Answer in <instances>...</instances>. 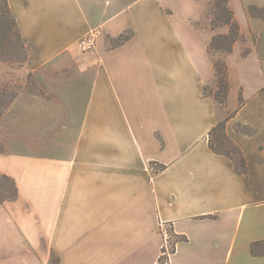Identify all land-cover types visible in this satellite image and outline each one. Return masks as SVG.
I'll return each instance as SVG.
<instances>
[{"label": "crops", "instance_id": "0c3cea01", "mask_svg": "<svg viewBox=\"0 0 264 264\" xmlns=\"http://www.w3.org/2000/svg\"><path fill=\"white\" fill-rule=\"evenodd\" d=\"M212 3L9 0L48 98L18 97L0 122V175L18 189L0 205V264H159L167 231L186 239L161 264H264V15L249 11L264 0H229L243 40L224 56V113L204 93L228 33ZM227 113L245 172L209 145Z\"/></svg>", "mask_w": 264, "mask_h": 264}, {"label": "trees", "instance_id": "16d2710c", "mask_svg": "<svg viewBox=\"0 0 264 264\" xmlns=\"http://www.w3.org/2000/svg\"><path fill=\"white\" fill-rule=\"evenodd\" d=\"M229 0H215V9L213 10L214 19H212L211 27L212 30H216V28L219 27H227L228 28V34L227 35H215L211 41V44L209 46V53H213L215 51H222L225 54H229L233 51L234 45L243 40V35L240 32V27L237 23V21L234 18L233 12L229 8ZM251 15H257L255 14L256 10L251 7L249 9ZM264 12V10H263ZM262 12V13H263ZM7 25L8 28H6V31H9L8 36L6 38L9 39V46L12 44L13 36L18 37V47L16 49V53H22L26 46H24V41L19 29V26L17 24V21L11 11L10 5L8 0H0V60H4V57L8 54V47L5 44V31L3 30V26ZM122 41H126L128 37L122 36ZM256 40V37L253 35V41ZM228 43V46L225 47L223 44ZM27 50V49H26ZM246 53V52H245ZM16 54V55H17ZM26 58V56H25ZM214 69H215V76L221 84V86L226 88L227 94L229 91V83H228V68L226 62H216L214 63ZM205 93V90H204ZM1 99V97H0ZM2 102V101H1ZM4 102V101H3ZM222 105L226 104L225 101L220 102ZM3 104V103H2ZM231 118V115L229 114L223 121L219 122L217 126L213 128V130L209 134V145L211 150L216 153L223 155L227 158H230L237 166V169L239 171H243L245 167V161L242 157V154L240 150L237 148V146L228 138L226 134V124L228 120ZM226 145H229L227 148ZM227 148V149H225ZM4 148L1 146L0 152H2ZM154 166V165H153ZM164 167H156L154 166V169L156 171H161ZM18 197V189L16 186L15 181L6 176V175H0V205L11 202L16 200ZM171 236L174 237V242L172 243V251H175V244L177 242L183 241L186 238H178L171 234ZM264 247V241L258 242L253 244L252 246V253L254 255L260 256L264 255V250H260ZM167 258L161 259L162 262L166 261ZM161 261L159 264H161Z\"/></svg>", "mask_w": 264, "mask_h": 264}, {"label": "rangeland", "instance_id": "374dc122", "mask_svg": "<svg viewBox=\"0 0 264 264\" xmlns=\"http://www.w3.org/2000/svg\"><path fill=\"white\" fill-rule=\"evenodd\" d=\"M214 9H215V0H213L212 6L208 11L210 27H211L212 19H214V14H213ZM255 14L264 15V12L263 13L255 12ZM6 28L8 27L7 25L4 24L3 30L5 31V38L6 36L10 35L9 31H6L7 30ZM219 28L228 29L227 27H219ZM227 34H222V35H227ZM129 36L130 35H125V37H129ZM12 39H13V42L10 46H9L10 44L9 39L8 38L5 39V44L8 47V54L4 57H8V58L7 59L4 58V60H0V97H1L0 99V122L3 120V118H5V116L10 111L11 107L13 106V103L18 97L25 96V97H31L34 99L41 98L43 100L41 104H37L36 101L31 102L33 104V107L32 106L31 107L34 109V111L43 109L45 105V101L48 98L43 92V90H41V88L37 85V79L35 78V75H33V72H32L33 64L30 61L29 45L27 44V42L23 40L25 44L24 46H26V48L22 53L17 54L16 49L18 47V43H17L18 37L13 36ZM123 42H125V40L124 41H122L121 39L110 40V45L117 46L119 44H122ZM95 44H96V35L90 34L77 43L76 49L86 52V51L93 49ZM223 45L227 47L228 43H224ZM209 54L211 58L213 59L214 63L225 62L224 56L226 54L224 52L215 51ZM227 78H228V75H227ZM228 83H229V80H228ZM205 94L208 96H212L215 99V102L217 103L218 107L224 113L226 104L222 105L220 102L226 100V103H227L229 91L227 94L226 88H224V86L222 87L221 84H219L216 76H215L214 85H212L211 87L205 88ZM228 114L229 113H227V115ZM1 146L3 147L2 144H0V148ZM226 146L227 148L229 147V145H226ZM167 233H168L167 236H165L167 240V245L164 247L165 256L162 258L163 260L164 258H167L168 254L173 252L172 243L175 240L174 237L170 235L169 231H167ZM260 250H264V247L261 248Z\"/></svg>", "mask_w": 264, "mask_h": 264}]
</instances>
